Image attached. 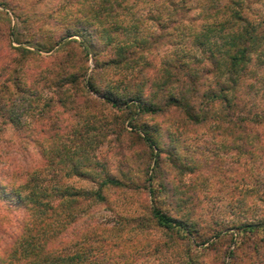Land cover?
Wrapping results in <instances>:
<instances>
[{
	"label": "trees",
	"instance_id": "obj_1",
	"mask_svg": "<svg viewBox=\"0 0 264 264\" xmlns=\"http://www.w3.org/2000/svg\"><path fill=\"white\" fill-rule=\"evenodd\" d=\"M214 1L141 0L145 6H153L157 11L159 19L156 27L161 29V36L169 28L184 26V20L191 17L198 20L190 37L196 49L192 54H175L162 60L148 86L149 77L144 69L150 64L142 62L143 54L136 49L137 45L147 41L144 36H138V23L125 26L117 14L115 22L105 26L109 14L119 11L131 14L137 5L136 0H98L85 9L83 26L78 25L74 30L76 32L70 30L62 38L53 40L52 45H59L64 37L77 36L80 48H69L51 62L55 75L53 95L42 106H33L36 110L26 105L27 117L36 123V127L27 131L32 136H41L42 143L37 144L40 162L31 164L34 171L30 176L18 174L22 183L10 184L15 191L5 193V196L9 198L27 193L28 206L17 211L31 218V226L27 223L23 225L21 232L25 236L19 241L12 240L9 234V240L19 246L13 249L7 262L0 257V264L86 263L79 252H65L64 235L68 225L76 223L86 208L105 203L106 191L110 190L147 193L148 203L145 204L144 214L137 216V227L147 224L168 231L170 239H181L188 245L201 240L200 243H206L204 247L208 249L220 248L216 245L219 232L211 233L202 227L203 222L194 213L195 192L191 189L194 185L177 182L176 179L168 180L162 174L163 180L161 178L158 185L155 183V170H160V165L156 163L149 168V158L154 150H160L161 140L154 126L139 119L141 113L163 115L155 102L156 97L168 92L170 85L186 81L192 85L188 91L197 102L186 106L176 101L175 93H169V108H176L184 123L205 126L225 147L244 155L246 162L261 158L264 170V112L251 116L247 114L240 119L234 116L242 103V87L250 85V76L256 77L253 60L264 65V17L248 18L243 13L242 0H230L218 6ZM127 29L134 34L130 41L111 36L112 31L117 34L116 31L125 32ZM14 50H20L23 55L29 52L24 47H14ZM105 52L108 54L106 57ZM89 59L93 66L87 73ZM101 67L122 76L121 84L117 83L114 87L121 94L131 91L132 96L121 103L111 94L101 96L94 91L90 82L93 73ZM2 69L7 71L9 67L4 65ZM41 72L33 69L28 76H24L25 89L29 92L35 90L33 84ZM2 75L1 71L0 114L14 112L18 108L17 101L23 100L5 93L8 88ZM149 87L156 89V92L149 93L151 99L144 96L145 89ZM25 93L30 95L27 91ZM179 94L187 93L181 88ZM101 103L115 110L111 118L95 113V104L98 106ZM8 122L12 125L17 123L10 117ZM246 123L260 124L261 128L253 130ZM176 132L182 134L183 130L176 127ZM108 136H111L109 147L97 156L96 148ZM173 147L165 150L166 158L161 162L165 161L168 166L161 163V171L165 169L169 172L170 169L181 175L197 166V160L191 158L189 161L195 163H189ZM159 156L157 152L155 157L158 160ZM114 157L122 158L124 166H115ZM24 166L17 167L22 169ZM56 170L67 177L90 176L95 180L96 187L82 189L62 182L50 185L42 175ZM146 170H150L152 175L149 176ZM260 195L258 199L264 205V193ZM238 230H241V235L254 230L264 233V215L260 214L257 220L240 222ZM3 231L0 228V232ZM3 243L4 237L0 235V247ZM234 243L236 246L228 255L230 264H260L257 249L238 252L242 241Z\"/></svg>",
	"mask_w": 264,
	"mask_h": 264
},
{
	"label": "rangeland",
	"instance_id": "obj_2",
	"mask_svg": "<svg viewBox=\"0 0 264 264\" xmlns=\"http://www.w3.org/2000/svg\"><path fill=\"white\" fill-rule=\"evenodd\" d=\"M96 1L98 0H64V4L77 12H83L84 15L85 9L75 6L81 3L90 6ZM242 1L243 13L248 18L255 20L264 17V0ZM227 2L230 0L214 1L216 6ZM44 4L45 0H0V72L2 71V79L8 88L5 93L8 92L13 98H23L24 101L22 99L17 101L18 108L15 110L19 109L25 117L28 116V108L36 110V106H42L53 95L55 82V75L51 69L53 59L69 48L75 50L80 48L77 36L64 37L59 45H52L54 39L62 38L70 30L65 28L64 19H57L53 10L47 8L37 10L35 7ZM136 4L131 14L122 11L109 14L105 26L113 24L117 14L118 19L125 26L129 27L133 22L138 23L140 30L138 36H144L147 41L139 44L140 46L137 45L136 49L138 53L143 54L142 62L150 64L144 69L146 76L149 77L148 86L155 70L161 66L162 60H167L175 54H192L196 49L190 37L198 20L192 17L184 20V26L177 27L178 29L169 28L161 36V29L156 27L159 18L154 7L145 6L141 0H136ZM83 15L75 18L78 25L83 26ZM128 29L125 32L116 31L118 35L112 31L111 36H119L122 41H130L134 34ZM74 30L73 32H76ZM14 47H24L29 52L23 55L20 50H14ZM107 55L105 52L104 57ZM4 65H8L7 71L2 69ZM87 65V73H89L93 66L90 59ZM252 65L256 77L250 76L248 79L250 85L241 89L242 103L234 113L238 119L247 114L251 116L256 112H264V65L256 60H253ZM33 69L42 72L33 84L35 90L29 92L25 89L26 83L23 80H25L24 76H28ZM112 74L118 78L117 83L121 84L122 76L114 72ZM26 91L29 96H26ZM93 109L99 116L108 119L114 114V112L98 111L96 104ZM160 115L161 113L153 117ZM180 118L177 112L170 115V119L179 124L178 128L182 129L183 133H174L176 127H169V137L160 138V150H154L149 158V168L156 163L160 165V170H155V183L158 185L161 178L163 180L161 174L168 180L176 179L177 182L192 183L194 186L191 189L195 192L196 203L194 213L203 222L202 227L211 233L219 232L220 238L216 245L225 249L228 261L230 250L236 246L234 242L242 241L238 252L257 249L260 258L258 261L264 264V233L254 230L246 231L241 235L239 233L241 230H238L240 222L257 220L261 214L262 203L258 199L260 194L264 193V170L261 158H253L246 162L244 155H238L232 149L225 147L206 130L205 126L188 125ZM148 124L152 125L150 122ZM246 124L253 130L261 128L257 123ZM16 127L17 123L13 125L14 129ZM26 127L28 129L32 126ZM127 129L130 127L127 126ZM28 133L21 139L30 142L33 146L30 150L31 155L25 157L26 149L18 146L9 156L17 166L27 165L29 161L32 165L40 162L37 146L42 143L41 136H32L29 131ZM31 137L32 141H30ZM110 138L111 136H108L96 148L97 156L102 155L109 147ZM172 146L180 156H185L189 163H195L189 161L191 158L197 160V166L181 175L175 170L161 171V163L163 166H168L165 161L161 162V159L166 158L165 150ZM157 152L160 153L159 160L155 157ZM113 160L115 166H124L122 158L114 157ZM146 173L152 175L150 170H146ZM42 177L50 185L62 182L82 189L96 187L95 180L90 176L67 177L58 170L44 173ZM106 194L105 203L86 208L76 223L68 225L63 239L65 252L70 254L79 252L86 259L84 264H191V260L186 263L179 259L180 252L174 251L183 245L184 255L189 254L191 248L188 242L185 241L186 244L181 239H170L169 232L162 228H154L147 224L139 228L135 225L137 216L144 214L145 204L148 203L149 197L145 191L110 190L106 191ZM200 241L197 243L194 241L190 245L204 247L206 243L201 244Z\"/></svg>",
	"mask_w": 264,
	"mask_h": 264
},
{
	"label": "clouds",
	"instance_id": "obj_3",
	"mask_svg": "<svg viewBox=\"0 0 264 264\" xmlns=\"http://www.w3.org/2000/svg\"><path fill=\"white\" fill-rule=\"evenodd\" d=\"M63 5V7H62ZM37 10L47 8L53 10L57 19L65 20V28L67 30H74L78 27L76 17L82 16L83 12H77L74 8L65 5L64 0H45L44 5H36ZM75 7L86 9L87 5L81 3ZM61 9L60 11H55ZM118 82V78L115 77L111 71L105 70L101 67L100 70L93 73V79L90 82L91 87L99 95L105 96L111 94L114 98L118 99V102L123 103L130 96L132 92L121 94L117 92L114 85ZM127 83V82H125ZM199 87V85H197ZM185 90V95H180V89ZM192 88V85L186 81H182L181 84H172L169 86V90L166 93H160L155 102L159 104L163 115L153 117L147 113H141L139 119L150 122L156 129L158 136L161 139H167L169 137V127H179V124L170 119V115L175 113L176 108H169L168 94L175 93V99L177 102L188 105L189 103H196L197 101L192 97L188 91ZM202 90V89H201ZM156 92V89L149 87L145 89L144 96L151 99L149 93ZM94 99V98H93ZM97 110L100 112L111 113L115 111L110 105H103L102 103L97 106ZM17 121L16 129L13 128L11 123H8V118ZM110 118V117H109ZM159 121V123H157ZM27 125L36 127L32 124V121L23 116L19 109L14 112H5L0 114V228L4 231L0 232V235L4 237L3 247H0V257L5 262L10 259V253L14 248L18 247V244H13L12 240H21L25 233L21 232V228L24 224L30 225V217L21 211H17L18 208L23 209L28 206L27 193H20L16 196H10L6 198L5 193H13L15 189L10 187L12 183H22L19 180L18 174L30 176L34 169L31 167V162L25 165L22 169L18 168L16 163L9 159L10 154L14 153L18 146H22L25 151V157L31 155V148L33 147L30 142L21 139L22 136L28 135ZM207 207V206H205ZM203 211V209H201ZM261 214L264 215V205L261 206ZM9 234L12 236V240H9ZM191 252L189 255H184L183 245L174 251L180 252L179 259L184 261L191 260V264H230L227 256L224 253L223 248H217L216 250H210L205 247H195L189 245Z\"/></svg>",
	"mask_w": 264,
	"mask_h": 264
}]
</instances>
